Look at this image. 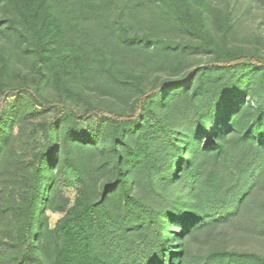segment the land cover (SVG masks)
Returning a JSON list of instances; mask_svg holds the SVG:
<instances>
[{
    "label": "trees",
    "instance_id": "16d2710c",
    "mask_svg": "<svg viewBox=\"0 0 264 264\" xmlns=\"http://www.w3.org/2000/svg\"><path fill=\"white\" fill-rule=\"evenodd\" d=\"M238 1L0 0V264H264L189 249L264 186V0L251 34Z\"/></svg>",
    "mask_w": 264,
    "mask_h": 264
},
{
    "label": "rangeland",
    "instance_id": "374dc122",
    "mask_svg": "<svg viewBox=\"0 0 264 264\" xmlns=\"http://www.w3.org/2000/svg\"><path fill=\"white\" fill-rule=\"evenodd\" d=\"M233 1V0H232ZM236 12L234 15L238 17V26L240 29H245V33L251 34L254 31L258 23V17L261 12L257 11L256 7L253 6L250 10L245 8V1L239 0L237 3ZM264 13V10H263ZM136 24L131 23L130 28L132 30H136ZM169 36L174 40H184L185 36L177 29L172 28L169 31ZM264 37V30H263ZM5 39L3 36L0 37V49L3 46V43H7L8 46H12V40L9 37ZM108 46L110 48L116 49L117 45L114 40L111 38L107 40ZM263 49H264V41H263ZM13 48V47H12ZM117 49L116 51H118ZM10 49H7L6 52H10ZM124 52L118 51L119 57L122 59L124 63L132 65L136 62L137 56L134 54H123ZM204 58H199L198 61H203ZM20 63V62H19ZM17 61H13L15 67L17 66L20 69L24 68ZM152 80V78L150 79ZM101 85L96 79H92L89 83V86L82 87L84 96L87 99H91L93 102L105 104L107 100L102 98L103 96L99 95V91L101 90ZM50 93V91H48ZM48 93V94H49ZM121 97L125 100L130 98V94L127 90H125ZM13 99H9L8 103L12 102ZM96 121L95 118L92 120ZM86 123H81V127L83 129L86 128ZM60 186L65 198L70 201L73 200L76 191V184L74 181V174L68 170H65L59 176ZM264 201V186L258 187L255 190V193L249 198V201L246 203L245 208H242L239 212V216L232 222L227 225L221 226L220 229H216V231H202L198 234L196 239H193L190 242L189 249L193 254H199L205 252L218 244L225 245L228 248H235L239 250H252L264 255V237L260 236L255 232V229L252 225V220H254L257 216V213H262V203ZM48 218V224L50 227H53L55 222L62 216L59 213H53L48 211L46 213ZM6 226L0 225V238L4 241H9L8 230L5 228Z\"/></svg>",
    "mask_w": 264,
    "mask_h": 264
}]
</instances>
